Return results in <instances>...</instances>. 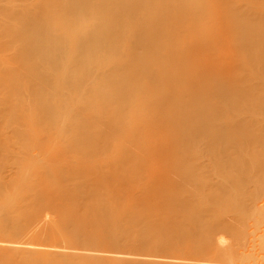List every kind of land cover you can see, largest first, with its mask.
I'll return each instance as SVG.
<instances>
[{
    "label": "bare ground",
    "instance_id": "bare-ground-1",
    "mask_svg": "<svg viewBox=\"0 0 264 264\" xmlns=\"http://www.w3.org/2000/svg\"><path fill=\"white\" fill-rule=\"evenodd\" d=\"M264 0H0V264H264Z\"/></svg>",
    "mask_w": 264,
    "mask_h": 264
},
{
    "label": "rangeland",
    "instance_id": "rangeland-1",
    "mask_svg": "<svg viewBox=\"0 0 264 264\" xmlns=\"http://www.w3.org/2000/svg\"><path fill=\"white\" fill-rule=\"evenodd\" d=\"M264 150V149H263ZM260 183H264V179L260 181Z\"/></svg>",
    "mask_w": 264,
    "mask_h": 264
}]
</instances>
